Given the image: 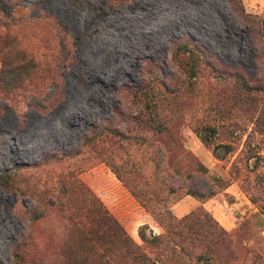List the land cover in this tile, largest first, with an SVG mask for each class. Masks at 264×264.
I'll return each instance as SVG.
<instances>
[{"label":"rangeland","instance_id":"obj_1","mask_svg":"<svg viewBox=\"0 0 264 264\" xmlns=\"http://www.w3.org/2000/svg\"><path fill=\"white\" fill-rule=\"evenodd\" d=\"M263 20L264 0H0V67L33 64L0 81V264L18 246L57 264L72 222L97 230L102 207L158 264H264V134L216 76L264 85ZM186 44L204 57L195 95L160 96L165 128L142 126L135 92L186 87ZM193 211L227 233L213 253L168 237Z\"/></svg>","mask_w":264,"mask_h":264},{"label":"trees","instance_id":"obj_2","mask_svg":"<svg viewBox=\"0 0 264 264\" xmlns=\"http://www.w3.org/2000/svg\"><path fill=\"white\" fill-rule=\"evenodd\" d=\"M261 39L264 57V20L261 24ZM180 47L181 52L178 51L180 58L177 60L179 67L187 75L188 84L176 91H163L156 87L138 89L134 94L136 97L134 103L141 111L137 121L139 123L141 121L142 126L162 130L167 124L166 119L162 120V117L166 116L163 112L165 105L157 102L163 99L169 102L181 100V105L184 106L193 94L195 95L198 77L203 73L201 62L204 57L199 50L189 47L188 44ZM32 65V62H25L6 67L4 63L0 67V81L6 87L20 85L31 76ZM216 76L230 84L226 94L229 101L234 104L235 110L245 111V118L253 121L257 130L264 134V85L251 84L239 71L217 70ZM160 96L164 98L161 99ZM220 147L226 148L227 151L231 148L229 145ZM187 193L197 198L208 199L215 195L216 191L202 192L190 188ZM252 200L256 202V198L252 197ZM101 210L102 216L97 230L72 222L76 227L66 233L60 245L61 252L57 264H158L106 208L102 207ZM200 216L199 211H193L177 220L170 231L172 234L168 235L173 242L179 243L180 250L189 256H200L201 252L213 253L219 240L228 241L227 233L219 228L216 222L208 218L201 219ZM152 241L160 243L161 235L155 233ZM234 253L235 249L230 244V248L223 253L224 258L230 260L229 255L233 256ZM13 255L16 264H26L28 261L19 246L15 248Z\"/></svg>","mask_w":264,"mask_h":264},{"label":"bare ground","instance_id":"obj_3","mask_svg":"<svg viewBox=\"0 0 264 264\" xmlns=\"http://www.w3.org/2000/svg\"><path fill=\"white\" fill-rule=\"evenodd\" d=\"M117 76L118 75H114L110 78V81H115L117 79ZM90 78V81L91 79H94V81H100L101 80V77L99 75H94L92 77H89ZM120 79V78H119ZM93 82V81H92ZM97 103V102H96ZM85 116V114H83ZM14 149V148H13Z\"/></svg>","mask_w":264,"mask_h":264}]
</instances>
